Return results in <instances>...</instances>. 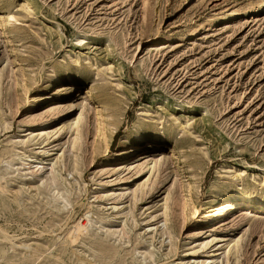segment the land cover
<instances>
[{
  "label": "rangeland",
  "instance_id": "1",
  "mask_svg": "<svg viewBox=\"0 0 264 264\" xmlns=\"http://www.w3.org/2000/svg\"><path fill=\"white\" fill-rule=\"evenodd\" d=\"M239 191L264 198V0H0V264H264V212L218 214Z\"/></svg>",
  "mask_w": 264,
  "mask_h": 264
},
{
  "label": "bare ground",
  "instance_id": "2",
  "mask_svg": "<svg viewBox=\"0 0 264 264\" xmlns=\"http://www.w3.org/2000/svg\"><path fill=\"white\" fill-rule=\"evenodd\" d=\"M82 40H84V39H82ZM61 81L62 82L60 84H58L57 86L54 87L53 93H54V96H56V97H60V96H64V95L68 94L80 82V80H77V79H69V81H66V80H61ZM85 85H86V92L91 93V92L95 91V85L91 81L90 82L86 81ZM42 91H44V90H42ZM44 98H46L45 93L41 92V93L37 94L35 99L40 102ZM101 102L103 105L102 106L103 110H105L106 109L105 101L102 99ZM57 104L58 103L54 101L50 105L49 111L56 112V110L58 109ZM101 117H102V115H101ZM77 123H78V117L76 119H72V120H68V121L63 122L59 126V128L54 132L56 134L55 136H57V134H61V133L63 134L64 133L66 136L69 135V137H71L72 136L71 134H73L71 132H72V130L77 128ZM41 130H43V129H41ZM74 134H75V132H74ZM38 135H40L43 140H47L49 138V133L45 132V131L39 132ZM74 136L75 137H73V139L77 138L78 135L77 136L74 135ZM120 143H121L120 149L121 150L126 149V151H125L126 153L129 152L128 149L134 148V144L131 146L130 145L126 146L125 144H123V142H120ZM147 144L149 146L148 148H157V147L160 148L161 146L169 148V151L172 154L176 155L179 161L184 163V157L182 156L181 152L178 150V147H177L175 140L167 139V137L165 135H162L161 138H159L158 134L155 133V134L151 135V138H149V140L147 141ZM118 151H120V150H118ZM158 151L159 152H157L156 157L161 154L160 150H158ZM151 153L148 152L147 154H144L142 156V163L146 164V166H149L150 170H153L155 156ZM119 154L121 155V153H119ZM29 161H32V160H29ZM48 165H50V168L48 170H46V172L51 175L53 163L50 162V163H48ZM35 167L37 168L38 165H35ZM40 168H42V167H38L37 170H40ZM51 179L53 180V182H55L53 176H51ZM219 205H220V208L218 210V214H220V215H225L228 212H231L232 210H234L238 207H246L247 209H250V210H256L259 212H264V198L263 199L253 198L252 196H250V194H248V192H245V191H239L234 196H232V194L230 192L222 195L220 202H219ZM230 244L231 243H229V242L225 243L223 248L225 249L226 252L229 251Z\"/></svg>",
  "mask_w": 264,
  "mask_h": 264
}]
</instances>
